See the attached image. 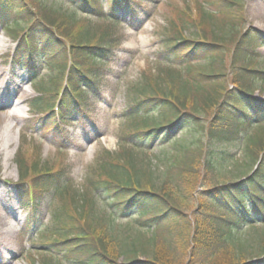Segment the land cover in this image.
<instances>
[{
    "label": "trees",
    "instance_id": "trees-1",
    "mask_svg": "<svg viewBox=\"0 0 264 264\" xmlns=\"http://www.w3.org/2000/svg\"><path fill=\"white\" fill-rule=\"evenodd\" d=\"M109 1L111 15L107 16L103 0H55L52 6L34 0L33 4H41V16L30 0H0V27L19 40L15 53L6 57L13 69L28 72L41 93L32 107L41 112L42 127L82 118L89 113L91 96L101 91L115 56L113 31L123 26L117 15L137 3ZM205 1L226 18L217 23L220 32L213 42L198 33L191 38L178 31L162 40V56L170 64L176 59L208 61L206 72L192 79L173 72L166 77L145 73L130 88L125 116L137 127L122 141L120 151H105L89 167L81 191H66L64 201L54 209L51 227L38 238L41 246L48 247L46 255L60 253L68 264H255V257L264 264V235L258 237L257 229L264 227V139L259 136L264 133V103L251 98L247 83L257 78L245 74L251 63L260 61L264 41L254 31L243 33L239 27L240 0ZM204 16V22H215L214 14L205 11ZM99 22L108 27L97 39ZM42 69L47 75L40 76ZM219 78V84L209 86ZM63 81L66 87L58 105ZM199 104L204 107L199 112H209L204 122L197 114ZM250 129L253 134H247ZM187 130L205 140H196L190 148L179 144V154L161 172L148 149ZM23 133L28 144L32 136ZM257 133L259 140L252 144ZM243 140L244 157L234 166L246 169L245 176L221 181L220 163L229 158L233 144ZM16 155L22 176L16 184L18 197L29 211L28 222L39 223L44 195L63 184L65 173L42 157ZM102 199L110 202L114 214ZM116 213L134 214L139 232L123 235L114 225ZM151 228L156 236L147 240L142 232ZM158 238L163 245L157 244ZM254 239L263 241L259 248L251 247Z\"/></svg>",
    "mask_w": 264,
    "mask_h": 264
},
{
    "label": "rangeland",
    "instance_id": "rangeland-1",
    "mask_svg": "<svg viewBox=\"0 0 264 264\" xmlns=\"http://www.w3.org/2000/svg\"><path fill=\"white\" fill-rule=\"evenodd\" d=\"M33 1L30 0L32 4ZM42 1L49 6L55 4V0ZM239 3L241 5L239 16L241 15L242 19L238 20V24L242 27V32L250 29L264 41V0H240ZM103 7L105 14L111 15L109 0H103ZM33 10L43 15L39 2L33 4ZM205 11L214 14V23L208 20L204 22ZM215 11L216 8L210 7L205 0H137L134 9L120 11L117 19L123 22V26L113 31L114 36L117 37L116 41H113L115 56L108 67V76L102 83L101 91L98 95L91 96L89 116L85 121L74 120L68 127L62 126L63 123H61L50 129L42 127L39 121L41 112L35 111L30 101L41 98V93L36 90L35 86L30 85L27 72L17 69L18 73L15 76L11 61L6 57L15 53L19 41L12 39L9 33L0 27V216L3 215L0 217V248L3 244L11 252L9 257L5 256L0 259V264H68L60 253L46 255L48 247L41 246L38 239L44 236L46 230L51 227L54 209L60 207L67 190L69 192L81 191L89 167L94 166L105 151L112 153L120 151L123 147L122 141H125L129 132L137 127V122L125 116L130 98L128 91L143 80L145 73L166 77L173 72L180 73L184 78L192 79L197 76L198 72H206L208 61L197 60L184 63L176 59L171 64L164 61L162 40L183 30V33L186 31L185 34L188 37L192 38L198 33L203 36L204 40L213 42V36L220 32L217 23L226 20ZM96 27L95 35L99 39L102 35L101 31L105 30L108 24L99 22ZM16 33L18 36L22 34L21 31ZM230 47L229 44L226 49ZM259 54L260 61L251 63L245 72L248 78L251 76L257 78H249L246 89L252 92L251 98L264 103V75L261 76L252 71H264V46ZM224 60H227V65L229 59ZM39 74L40 76L47 75V71L42 69ZM45 79H47L45 83L48 84L49 78ZM219 80L222 81L221 78L215 79L209 86H216ZM23 85L27 86L25 90H22ZM229 86L230 89L233 87L232 84ZM64 87H66V82L63 81L61 86L59 85L58 105ZM25 91H28V94ZM19 102L21 105L17 106ZM189 104L195 106L193 101H189ZM197 106H199L197 114L204 122L203 119L209 118L207 114L209 112L208 110L199 112V109H204V107L200 104ZM17 109L20 113L14 116V111ZM256 122L262 123V121ZM60 127L63 131H60ZM23 131L28 137L32 136L28 144L24 143ZM253 131L250 129L247 134H253ZM256 135L252 144H256L259 140L258 133ZM259 136L264 139V133H260ZM198 139L205 140V137L193 130L192 132L190 130L179 132L176 138L168 143L162 144L161 141L154 143L148 149L149 152L152 151L148 153V156L154 160L158 169L164 172L171 157L179 154V144L190 148ZM245 146L244 140L233 144L229 150V158L220 163L221 181L245 176L243 174L246 169L244 171L243 167L234 166L235 162L244 157ZM261 146L264 148V144ZM34 147L38 148L33 149ZM19 152L27 155V158L42 157V160L52 164L54 169L63 170L65 173L63 184L53 192L44 195L46 199L43 201V222L36 225L33 231L27 229L29 211L21 208V200L16 187L22 177L21 170L15 165L16 154ZM261 152L264 153V149ZM101 201L110 212L113 214L116 212L110 208L108 200L102 199ZM133 217L134 214L125 217L116 213L113 219L114 225L122 229L123 235L130 236L139 232L141 226ZM257 229H259L258 237L264 235L263 226ZM142 233L147 240L156 236L154 228L144 230ZM262 242L254 239L251 247L259 248ZM163 243L160 238L157 239V244L163 245ZM144 257L142 259H145ZM259 260L255 257L252 262L259 264Z\"/></svg>",
    "mask_w": 264,
    "mask_h": 264
},
{
    "label": "bare ground",
    "instance_id": "bare-ground-1",
    "mask_svg": "<svg viewBox=\"0 0 264 264\" xmlns=\"http://www.w3.org/2000/svg\"><path fill=\"white\" fill-rule=\"evenodd\" d=\"M25 93L28 94V91L27 92L25 91ZM20 105H21V102H19V104L17 106H20ZM14 112H15L14 116L17 115L18 113H20L19 112V109L15 110ZM1 216L3 217V215H1ZM1 246H2V248H0V259L3 258V257H5V256H8L9 257V255H10L11 252L5 246H3V244Z\"/></svg>",
    "mask_w": 264,
    "mask_h": 264
}]
</instances>
